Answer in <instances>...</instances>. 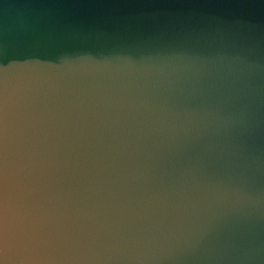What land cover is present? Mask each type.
<instances>
[{
  "label": "clouds",
  "instance_id": "1",
  "mask_svg": "<svg viewBox=\"0 0 264 264\" xmlns=\"http://www.w3.org/2000/svg\"><path fill=\"white\" fill-rule=\"evenodd\" d=\"M0 264H264V0H0Z\"/></svg>",
  "mask_w": 264,
  "mask_h": 264
}]
</instances>
